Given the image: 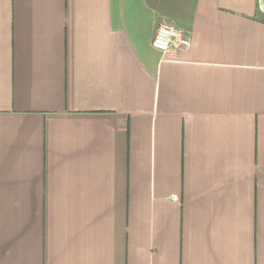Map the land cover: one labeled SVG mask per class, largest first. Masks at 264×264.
Masks as SVG:
<instances>
[{"label":"crops","instance_id":"0c3cea01","mask_svg":"<svg viewBox=\"0 0 264 264\" xmlns=\"http://www.w3.org/2000/svg\"><path fill=\"white\" fill-rule=\"evenodd\" d=\"M0 264H264L259 0H0Z\"/></svg>","mask_w":264,"mask_h":264},{"label":"built area","instance_id":"2783aa9c","mask_svg":"<svg viewBox=\"0 0 264 264\" xmlns=\"http://www.w3.org/2000/svg\"><path fill=\"white\" fill-rule=\"evenodd\" d=\"M152 45L163 54L187 50L191 45V38L180 27L169 23H161L152 40ZM177 199L176 196H174Z\"/></svg>","mask_w":264,"mask_h":264},{"label":"water","instance_id":"95a60500","mask_svg":"<svg viewBox=\"0 0 264 264\" xmlns=\"http://www.w3.org/2000/svg\"><path fill=\"white\" fill-rule=\"evenodd\" d=\"M260 9L264 12V0H259Z\"/></svg>","mask_w":264,"mask_h":264}]
</instances>
